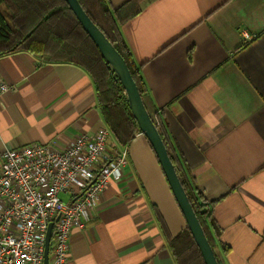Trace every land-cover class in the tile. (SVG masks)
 <instances>
[{"label":"crops","instance_id":"1","mask_svg":"<svg viewBox=\"0 0 264 264\" xmlns=\"http://www.w3.org/2000/svg\"><path fill=\"white\" fill-rule=\"evenodd\" d=\"M114 10L129 0H107ZM121 25L148 109L189 164L221 228L224 264H264V0H140ZM0 154L63 147L107 126L91 75L28 50L0 55ZM108 127V126H107ZM140 130V129H139ZM125 173L70 234L72 264H178L168 243L187 222L149 140L138 131Z\"/></svg>","mask_w":264,"mask_h":264},{"label":"built area","instance_id":"2","mask_svg":"<svg viewBox=\"0 0 264 264\" xmlns=\"http://www.w3.org/2000/svg\"><path fill=\"white\" fill-rule=\"evenodd\" d=\"M0 79V96L13 90ZM128 146L107 126L80 132L70 144L33 141L0 154V264H72L70 234L86 228L112 179L125 173ZM61 193L70 195L68 200Z\"/></svg>","mask_w":264,"mask_h":264},{"label":"trees","instance_id":"3","mask_svg":"<svg viewBox=\"0 0 264 264\" xmlns=\"http://www.w3.org/2000/svg\"><path fill=\"white\" fill-rule=\"evenodd\" d=\"M79 1L126 59L144 99L147 88L140 66L135 62L121 31V25L141 11L140 0H129L116 10L110 7L107 0ZM22 49L48 61L71 62L84 68L93 79L102 116L121 146L128 145L140 131L120 80L66 0H0V55ZM149 112L158 125L218 261L224 264L217 253L221 228L212 216L217 201H209L203 196L177 143L170 138L160 117L158 119ZM168 243L178 264H205L188 226L176 236L168 237Z\"/></svg>","mask_w":264,"mask_h":264},{"label":"water","instance_id":"4","mask_svg":"<svg viewBox=\"0 0 264 264\" xmlns=\"http://www.w3.org/2000/svg\"><path fill=\"white\" fill-rule=\"evenodd\" d=\"M66 1L77 16L85 31L90 35L99 48L106 62L114 70L115 76L118 80H120L123 88L125 89V94L127 96L131 112L138 123L140 131L147 137L159 159L164 174L171 186L172 192L185 216L187 226L200 248L205 264H220L170 158L158 125L151 117V114L144 102L142 93L131 73L126 59L100 29V27L92 20L79 0ZM53 226L54 222H51L47 232L44 264H49V250Z\"/></svg>","mask_w":264,"mask_h":264},{"label":"rangeland","instance_id":"5","mask_svg":"<svg viewBox=\"0 0 264 264\" xmlns=\"http://www.w3.org/2000/svg\"><path fill=\"white\" fill-rule=\"evenodd\" d=\"M114 136V135H113ZM116 139V138H115ZM61 197L64 199V200H68L70 198V195L69 194H65V193H61Z\"/></svg>","mask_w":264,"mask_h":264}]
</instances>
